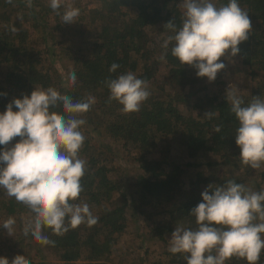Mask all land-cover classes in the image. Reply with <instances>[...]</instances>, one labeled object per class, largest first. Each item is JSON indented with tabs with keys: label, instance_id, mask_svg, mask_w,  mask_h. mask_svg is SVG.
I'll return each instance as SVG.
<instances>
[{
	"label": "trees",
	"instance_id": "1",
	"mask_svg": "<svg viewBox=\"0 0 264 264\" xmlns=\"http://www.w3.org/2000/svg\"><path fill=\"white\" fill-rule=\"evenodd\" d=\"M182 2L65 0L61 14L71 3L80 9V16L75 24H64L50 8V0H32L31 8L26 0H0V114L14 99L30 97L36 87H52L74 102L89 95L96 101L87 113L79 114L86 121L80 129L85 142L79 156L87 162V171L81 180L84 191L76 203L87 202L97 223L70 228L63 236L45 228L44 234L55 241V246L38 243L36 249L45 259L44 246L62 264L81 260L86 264H186L185 254L169 251V239L178 224L197 228L190 213L202 202L201 193L209 185L223 186L234 180L253 191H264V164L252 169L242 163L235 139L239 122L227 93L219 91V81L203 84L207 77H198L195 68L180 64L171 55L174 41L167 50L162 47L174 35L164 25L174 18L177 29L182 26ZM212 2L219 7L229 0ZM238 3L248 12L252 29L249 38L238 45L239 53L221 57V61L239 63L238 76L243 73L251 83V92L237 94L247 105L253 97L264 99V0ZM112 63L120 65L114 73L109 72ZM59 65L76 73L75 85L68 86ZM128 71L146 80L151 93L136 113H126L117 101H109L110 91L104 83ZM183 90L191 96L184 106L188 110L180 106L185 98L177 95ZM13 111H18L14 105ZM52 111L64 114L62 107ZM206 112L215 115L205 118ZM101 133L133 154L127 161L131 169L124 189L115 179L114 153L105 143H96ZM20 139L0 145V151ZM182 155L188 159L186 169L177 161ZM32 215L0 188V257L11 261L19 255L30 264H42L32 258L33 252L26 255L25 238H34L17 235L19 230L23 234L24 220ZM9 217L18 223L11 236L2 228ZM226 264L247 261L233 257ZM257 264H264V250Z\"/></svg>",
	"mask_w": 264,
	"mask_h": 264
},
{
	"label": "clouds",
	"instance_id": "2",
	"mask_svg": "<svg viewBox=\"0 0 264 264\" xmlns=\"http://www.w3.org/2000/svg\"><path fill=\"white\" fill-rule=\"evenodd\" d=\"M26 2L31 8L32 0ZM62 4L65 0H50L49 6L64 24H75L80 9L67 3L61 14ZM182 7V26L177 29L174 18L164 25L174 35H169L162 47L167 50L174 41L171 55L180 64L195 68L198 77L213 82L226 67L221 57H235L240 51L238 45L249 38L252 25L248 12L238 0L219 7L212 0H183ZM119 67L112 63L109 72ZM76 80V73L68 72V86L75 85ZM104 83L110 91L109 101H117L126 113L139 112L151 95L148 82L131 71ZM227 100L239 122L235 139L240 159L244 165L259 169L264 164V99L253 97L245 105L236 91L228 90ZM95 102L91 95L74 102L52 87H36L30 97L14 99L0 114V145L21 138L13 147L0 151V188L33 214L23 226V235L30 234L41 245L55 246V241L44 234L45 228L63 236L70 228L97 223L87 202L76 203L84 191L81 180L87 171V162L79 156L85 142L80 129L86 121L79 114L87 113ZM13 105L18 111H13ZM57 107H62L64 114L52 111ZM214 115L206 112L205 118ZM220 128L217 126L216 131ZM201 196L202 202L190 213L197 228L176 225L169 251L185 254L186 264H226L233 257L257 264L264 250V191L228 180L223 186L209 185ZM15 223L9 217L2 225L9 236ZM0 264L30 261L18 255L11 261L0 257Z\"/></svg>",
	"mask_w": 264,
	"mask_h": 264
},
{
	"label": "rangeland",
	"instance_id": "3",
	"mask_svg": "<svg viewBox=\"0 0 264 264\" xmlns=\"http://www.w3.org/2000/svg\"><path fill=\"white\" fill-rule=\"evenodd\" d=\"M31 32H32V30H31ZM66 62H68L69 66H71L73 64V61H66ZM225 65H226L225 69L221 70L220 74H217V76H216V80L219 81V88H220L219 91L224 93V94H226L228 90L236 91L237 94H239V95L241 93H245V92H248V91L251 92L250 89H251L252 85H251L250 82H247V80H245L243 73H241L238 76V72H239L238 70H239V68H241L239 63H237V62L235 63L234 60H229V61H227L225 63ZM236 68H237V71H236ZM58 69L61 72V75L65 76V78H67L68 70H66L64 68V66H62V65H59ZM229 69H231V70L234 69L236 72L233 73V74H228V72L231 71ZM202 83L211 85L213 82H209L208 78H205L202 81ZM154 87H156V84H154ZM215 88H217V84H216ZM177 95L183 96L185 98L184 102L180 103V106L182 107V109L188 110L184 106L186 105V103L188 104L191 101V96H188L189 94L187 93L186 90L178 91ZM102 132H104V131L102 130ZM97 142L105 143L108 146V148L111 149L109 152L110 153H114V155L116 157V160L113 163V165H114V167L116 169L115 179L117 178L122 183V189L126 188V186L124 184V181L126 179L128 171L131 169V167H129V164H128V162H129L128 159L131 158V156L133 154H129L128 152L122 150L121 149V146H122L121 144L113 143L111 140H109L105 136L104 133H101V134L97 135L96 143ZM107 146L105 148H107ZM177 161H179L181 163V165L184 166V169H186L185 168V164L188 162V159L185 157V155H182L181 157H178ZM195 162H199V161L195 160L193 163H195ZM193 169L194 168H189L188 170L190 171V170H193ZM29 219L30 218L25 219L24 223H26V221L29 220ZM16 224H18V223H16ZM20 231L21 230H19L17 235H19V234L23 235ZM3 237H4V235H3ZM25 239L28 242L27 249H26V252H27L26 255L30 256L29 254H30V251H31V252H33L32 255L34 256V257L32 256V258L36 257V260H38L42 264H48L50 262L53 263V264H62L58 259H56L55 257L51 256L48 247L44 246L42 248L47 253V259H45V254L44 253L40 254L41 252L40 251L38 252V250L36 249L37 246L40 243L38 244V242L35 241L34 239H30V238H25ZM129 244H131V243L129 242ZM23 257H25V256H23ZM76 264H86V263L81 260L80 262H78Z\"/></svg>",
	"mask_w": 264,
	"mask_h": 264
}]
</instances>
